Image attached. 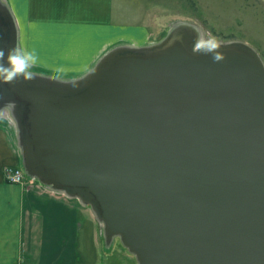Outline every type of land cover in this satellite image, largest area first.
<instances>
[{
  "label": "water",
  "instance_id": "obj_1",
  "mask_svg": "<svg viewBox=\"0 0 264 264\" xmlns=\"http://www.w3.org/2000/svg\"><path fill=\"white\" fill-rule=\"evenodd\" d=\"M0 113L32 179L89 205L138 264H264V59L177 20L88 71L13 68L0 0Z\"/></svg>",
  "mask_w": 264,
  "mask_h": 264
},
{
  "label": "crops",
  "instance_id": "obj_2",
  "mask_svg": "<svg viewBox=\"0 0 264 264\" xmlns=\"http://www.w3.org/2000/svg\"><path fill=\"white\" fill-rule=\"evenodd\" d=\"M5 1L31 69L78 75L114 45L149 41L145 15L127 0ZM21 164L14 124L0 113V264H122L107 256L113 243L89 205L38 181L10 182L6 168Z\"/></svg>",
  "mask_w": 264,
  "mask_h": 264
},
{
  "label": "rangeland",
  "instance_id": "obj_3",
  "mask_svg": "<svg viewBox=\"0 0 264 264\" xmlns=\"http://www.w3.org/2000/svg\"><path fill=\"white\" fill-rule=\"evenodd\" d=\"M127 2L132 3L134 10L136 8L134 14H141L142 10L145 15L144 19L147 20L146 25L150 32L148 42L161 40L173 22L188 20L200 25L205 43L246 41L254 46L264 59V0H127ZM127 8L129 10L131 7ZM107 256L122 264H138L135 255L119 238L113 241L112 250Z\"/></svg>",
  "mask_w": 264,
  "mask_h": 264
},
{
  "label": "built area",
  "instance_id": "obj_4",
  "mask_svg": "<svg viewBox=\"0 0 264 264\" xmlns=\"http://www.w3.org/2000/svg\"><path fill=\"white\" fill-rule=\"evenodd\" d=\"M6 177L10 182L27 185L34 180L30 179L19 166L7 167Z\"/></svg>",
  "mask_w": 264,
  "mask_h": 264
},
{
  "label": "clouds",
  "instance_id": "obj_5",
  "mask_svg": "<svg viewBox=\"0 0 264 264\" xmlns=\"http://www.w3.org/2000/svg\"><path fill=\"white\" fill-rule=\"evenodd\" d=\"M32 55H35V53H33ZM10 59L13 64V68L11 70L5 69V71H8L10 75L13 74L14 72H19L24 70L25 61L22 57L14 54L10 57Z\"/></svg>",
  "mask_w": 264,
  "mask_h": 264
},
{
  "label": "flooded vegetation",
  "instance_id": "obj_6",
  "mask_svg": "<svg viewBox=\"0 0 264 264\" xmlns=\"http://www.w3.org/2000/svg\"><path fill=\"white\" fill-rule=\"evenodd\" d=\"M3 20L2 15L0 14V22ZM3 77V68L2 65L0 64V79Z\"/></svg>",
  "mask_w": 264,
  "mask_h": 264
}]
</instances>
